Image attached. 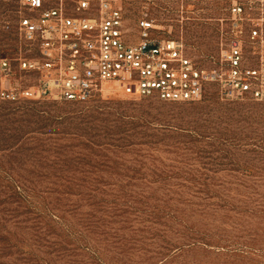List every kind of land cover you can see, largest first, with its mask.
I'll return each mask as SVG.
<instances>
[{
	"label": "rangeland",
	"instance_id": "rangeland-1",
	"mask_svg": "<svg viewBox=\"0 0 264 264\" xmlns=\"http://www.w3.org/2000/svg\"><path fill=\"white\" fill-rule=\"evenodd\" d=\"M19 1L0 0V58L20 48ZM181 2L132 0L128 26L147 14L213 67L228 0ZM0 231V264H264V101L215 83L196 101L111 83L84 102L0 99Z\"/></svg>",
	"mask_w": 264,
	"mask_h": 264
},
{
	"label": "built area",
	"instance_id": "built-area-1",
	"mask_svg": "<svg viewBox=\"0 0 264 264\" xmlns=\"http://www.w3.org/2000/svg\"><path fill=\"white\" fill-rule=\"evenodd\" d=\"M130 1L20 0L15 28L21 45L14 56L0 58V99L84 102L103 95L105 84L111 83L139 96L196 101L215 83L229 99L264 101V37L258 13L264 2L257 7L250 0H228L233 37L207 68L180 39L157 33L154 18L147 14L137 19L132 32L126 12ZM244 25L254 44L252 59L241 36ZM23 74L36 83H24Z\"/></svg>",
	"mask_w": 264,
	"mask_h": 264
},
{
	"label": "trees",
	"instance_id": "trees-1",
	"mask_svg": "<svg viewBox=\"0 0 264 264\" xmlns=\"http://www.w3.org/2000/svg\"><path fill=\"white\" fill-rule=\"evenodd\" d=\"M2 232L0 231V243H5L6 239L5 237L1 236Z\"/></svg>",
	"mask_w": 264,
	"mask_h": 264
}]
</instances>
